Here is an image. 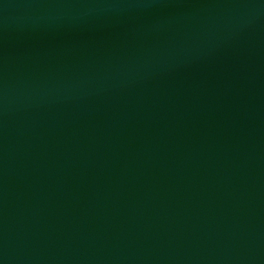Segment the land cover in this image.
<instances>
[{
    "label": "water",
    "instance_id": "obj_1",
    "mask_svg": "<svg viewBox=\"0 0 264 264\" xmlns=\"http://www.w3.org/2000/svg\"><path fill=\"white\" fill-rule=\"evenodd\" d=\"M0 264H264V0H0Z\"/></svg>",
    "mask_w": 264,
    "mask_h": 264
}]
</instances>
